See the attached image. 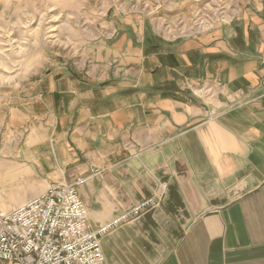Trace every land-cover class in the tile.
I'll return each instance as SVG.
<instances>
[{"label": "crops", "instance_id": "crops-1", "mask_svg": "<svg viewBox=\"0 0 264 264\" xmlns=\"http://www.w3.org/2000/svg\"><path fill=\"white\" fill-rule=\"evenodd\" d=\"M243 1L174 39L109 6L94 39L2 97L0 194L86 178L93 229L158 198L102 237V264H264V0Z\"/></svg>", "mask_w": 264, "mask_h": 264}, {"label": "rangeland", "instance_id": "rangeland-1", "mask_svg": "<svg viewBox=\"0 0 264 264\" xmlns=\"http://www.w3.org/2000/svg\"><path fill=\"white\" fill-rule=\"evenodd\" d=\"M172 2L174 0H171ZM155 0H15L0 14V122L2 97L14 85L42 71L52 60L70 56L100 32L107 8L150 17L154 28L169 39L189 37L240 14L227 0H194L184 9L155 8ZM63 57V58H64ZM0 135V151L3 145ZM0 194V212L24 201ZM1 191V189H0ZM3 191V190H2ZM21 202V203H20Z\"/></svg>", "mask_w": 264, "mask_h": 264}, {"label": "built area", "instance_id": "built-area-1", "mask_svg": "<svg viewBox=\"0 0 264 264\" xmlns=\"http://www.w3.org/2000/svg\"><path fill=\"white\" fill-rule=\"evenodd\" d=\"M85 181L53 182L23 204L0 212V264H102V237L160 203L146 196L93 229L78 191Z\"/></svg>", "mask_w": 264, "mask_h": 264}]
</instances>
